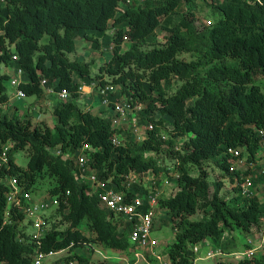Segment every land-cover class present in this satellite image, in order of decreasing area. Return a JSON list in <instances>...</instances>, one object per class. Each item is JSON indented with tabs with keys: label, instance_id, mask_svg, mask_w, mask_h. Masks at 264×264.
<instances>
[{
	"label": "trees",
	"instance_id": "1",
	"mask_svg": "<svg viewBox=\"0 0 264 264\" xmlns=\"http://www.w3.org/2000/svg\"><path fill=\"white\" fill-rule=\"evenodd\" d=\"M194 2L199 3V12L205 7L210 12L211 19L202 26L196 23ZM158 30L165 33L163 43L157 41ZM78 38L96 50L103 46L111 52L100 68L111 82L103 74L92 77L90 63L69 59ZM126 42L130 46L124 49ZM13 56L18 60L13 61ZM3 65L24 71L28 81L20 89L27 96L44 95L42 79L71 93L68 102L56 103L58 123L53 129L0 109V154L10 147L9 165L0 171V261L4 264H33L38 250L68 248L72 254L57 264H91L76 252L89 244L134 254L129 241L132 226L106 209L91 185L77 182L78 154H88L100 181L111 176L118 181L129 173L134 178L163 171L177 176L176 192L158 198V206L174 224L175 242L167 252L171 264H195L193 248L206 240L225 253H237L234 237L226 239L228 233H257L264 227V198L246 199L237 188L233 197L221 196L224 180L234 183L242 174L230 172L228 149H244L249 161H258L264 147V92L257 83L258 77L264 78V0H149L143 6L128 0H4L0 2V104L6 105L11 101L6 84L11 75L2 72ZM175 78L184 84L170 95L168 88ZM96 79H100L97 87H120L108 95L111 104L128 100L144 105L139 123L153 129L147 128L140 143L128 130L114 127L111 118L78 106L80 81L92 86ZM166 117L172 120L169 127ZM115 136L118 145L113 143ZM86 145L90 149L83 152ZM20 151L29 157L26 167L16 163ZM210 161L220 172V180L212 185L206 168ZM12 178L34 202L41 195L44 202L52 200L48 203L53 211L45 214L52 228L46 229L40 245L23 227L27 216L21 207L7 200ZM46 180L49 187L42 191L39 182ZM149 193L140 186L131 191L141 197ZM198 213L202 219H192ZM64 224L68 227L59 229ZM84 226L91 236L82 230ZM217 264L232 263L220 259ZM233 264H264V255Z\"/></svg>",
	"mask_w": 264,
	"mask_h": 264
},
{
	"label": "built area",
	"instance_id": "2",
	"mask_svg": "<svg viewBox=\"0 0 264 264\" xmlns=\"http://www.w3.org/2000/svg\"><path fill=\"white\" fill-rule=\"evenodd\" d=\"M1 3L4 0H0ZM129 2V1H128ZM17 56H13V61H17ZM26 77L24 78V71L22 69H14L11 73L10 85L16 91L12 99L23 100L26 98L25 92L20 89V85L27 83ZM41 88L43 93L47 96L58 97V100L61 102H68L71 99V93L66 90L58 91L54 86H48L47 79L41 80ZM86 84L81 83L77 90L78 94L86 93ZM97 84L94 83L91 87L90 93L96 90ZM95 87V89H94ZM118 88L107 84L104 87L99 86V98L102 105L107 106L113 113V117L119 118L120 123H115L114 119L113 125L116 128H119L123 122H127L132 118V124L134 127L138 126L137 117L139 113L143 110L144 105L139 103H133L128 100H118L116 102H111L108 100V95L116 93ZM8 104L1 105L0 109H8ZM153 129V125L145 126L146 130ZM260 134L263 135V131H260ZM163 139H166V136H163ZM113 143L118 145L120 139L115 136ZM10 147H6L0 154V171L3 168H6L9 165L7 152ZM86 149H90L88 145L82 148V151L85 152ZM264 149V147H263ZM60 153V152H58ZM229 156L230 172L236 173L241 172L239 179H236L234 183V189L237 188L239 194L246 199H263L264 198V166L260 165V158L264 157V153L260 155L258 161H249L248 153L244 149L240 148H229L227 154ZM78 165L79 170L76 176V180L79 183L86 182L89 185H92L93 192L97 194L101 204L106 207L109 211L113 212L116 215L123 217L126 225L132 226V229L129 233V241L134 249H138L141 252L152 251L156 242L152 238L153 230L155 227L156 221V208L158 205V198L160 192L158 191V180L156 175L152 174L144 178L126 176L123 183V187L119 185L116 186L115 182L111 181H100L98 179L96 170L91 167L90 159L88 154H78ZM177 178V176H176ZM146 183V185H143ZM168 184V180L165 181ZM142 184V185H141ZM135 186H140L143 189H149L150 193L146 197H141L139 195H131V191L134 190ZM144 186V187H143ZM7 200L13 205H18L21 207L22 211L27 216V220H30V225H32L36 232L31 233L32 239L40 245L41 240L46 236L48 225L45 221V214L50 210V204L46 202H34L29 193L24 192L22 186L19 184V181L16 178L9 180V192L7 195ZM25 201L28 204H24ZM23 203V204H22ZM255 235L254 238L247 239L246 245L247 250L240 251L237 253H225L222 249L217 248L215 250H210L206 258H223V257H233L237 258L238 261L244 258H252L257 256L258 252L264 246V227L257 233H252ZM62 250L59 252H48L44 253L40 250L37 251L33 259V264H45V259L51 256H59L57 260H61L60 256L69 250ZM193 251L195 254L200 253V247L198 245L194 246ZM137 259H140L143 256L141 253L134 252ZM56 260V261H57ZM58 261V262H59ZM237 261V262H238ZM0 264H4L0 261ZM69 264H76L75 262H70Z\"/></svg>",
	"mask_w": 264,
	"mask_h": 264
},
{
	"label": "rangeland",
	"instance_id": "3",
	"mask_svg": "<svg viewBox=\"0 0 264 264\" xmlns=\"http://www.w3.org/2000/svg\"><path fill=\"white\" fill-rule=\"evenodd\" d=\"M130 4H134L136 6L140 5H145L146 2L149 0H128ZM157 1H162V0H157ZM194 2L191 4L192 8L197 11V21L196 23L200 26L203 25V23L207 22L209 11L207 10L208 7H205L202 12H199V6ZM125 5L122 4V7ZM207 20V21H205ZM108 33H111V29H109ZM163 32L158 30V35H157V41L159 43H163L165 41V38H163ZM44 40L42 41V43ZM130 46L128 42L124 44V49H127ZM147 50L150 49V47H146ZM70 60L72 61H80L83 63H90L91 67V75L92 77H96L99 74H103V79L105 81L111 82L110 77L107 75V73H102L100 71V68L110 60L111 58V52L105 51L104 47L102 46L100 49H94L92 47V44L88 42L87 40L78 38L76 40V51L67 54ZM185 59L190 60L191 57L189 56H184ZM2 72L8 75H11L12 69L9 66H2ZM96 83L100 82V79H96ZM80 83H83L80 81ZM258 85L261 86L263 92H264V78L258 77ZM7 93L11 98V101L9 102V107L6 109V112L9 116L16 115L20 117L21 119H25V117H28L29 119L32 120L34 124H38L40 122L46 123L50 128H54L57 123H58V118L54 114V107L56 103L59 101L58 97L54 96H47V95H42L41 97L37 96H26L25 99L23 100H17V99H12L13 95H15L16 91L13 87L10 85V79L7 81ZM184 84V81L180 79H173L170 87L168 88L169 94L175 93L182 85ZM92 87V86H91ZM118 90L120 91V87H117ZM95 89V87H94ZM99 96V87L96 88V90L92 94H82L78 96V106L84 110V111H90L94 115H99V116H104L105 113L102 112L101 109V102L98 100ZM93 100V102H91ZM194 100L189 101V104L193 103ZM111 119L113 120L114 117L111 116ZM166 119V124L167 127L172 125V120L168 117ZM132 118H130L127 122H123L120 125L121 129L128 130L130 133H132L134 137V141H137L140 143L144 138H145V126H142L140 122V117H137V123L138 126L134 127L132 124ZM115 123H120L119 118L114 119ZM260 155L264 153L263 147L260 148L259 150ZM57 154V152H56ZM78 154V152H77ZM260 165L264 166V157L260 158ZM15 160L16 163L21 166V167H26L27 163L29 161V157L27 153L24 151L17 152L15 154ZM165 164L171 165L168 161L164 162ZM206 168L209 171V183L212 185L214 181H219L220 180V172L217 169V167L214 165L212 161L208 162L206 164ZM133 175L132 173H129ZM132 177L131 175H129ZM153 172H150L148 176H151ZM198 172L194 171L193 176H197ZM127 175H122L119 176L120 180L116 181L113 176L109 177L108 181L115 182L116 186L123 187V183L125 181ZM156 179L159 181L160 185L158 186V191L160 192L159 197L161 199H166L170 197L171 195L174 194L176 190V176L169 175L168 172L163 171L160 174L156 175ZM169 180L175 188L172 189V187H169L167 192L166 188L169 185L165 184L166 180ZM142 185V184H141ZM143 185H146V183H143ZM92 186V185H91ZM126 186V185H125ZM39 187L42 191L48 189L49 187V182L48 180L46 181H41L39 182ZM144 187V186H143ZM93 189V188H92ZM94 191V190H93ZM234 195V185L229 181V180H224V187L221 191V196L225 198H231ZM38 196H40L38 194ZM43 195L41 197L36 198V202H44L42 201ZM46 200L50 203H52V200L50 198H46ZM46 202V203H48ZM56 204H52V208L54 209ZM156 221H155V227L153 230L152 238L156 242V245L154 246V250L152 251H144L141 252L138 249H134L136 253H141L143 256H141L140 259H137L135 254L130 253L128 255H123L120 253H114L112 251H108L103 249L99 245L95 244H89L88 246H83L81 249H78L76 252L79 253L80 255H84L85 257H88L91 261V264H171L170 258L168 256V249L171 247V245L175 242V230H174V224L173 222L169 219V216H167V212L165 209L160 208L157 205L156 208ZM53 210H49L48 213L50 214ZM47 215V214H46ZM46 217V216H45ZM202 214L198 213L192 217L194 220H200L202 219ZM59 223V221H56ZM23 227L27 230L28 233H34L36 232L35 228L31 225L29 226L28 221L25 219L23 223ZM59 228V225H57ZM68 225L64 224L61 225V228L59 229H66ZM52 227L50 225L48 226L47 229L48 231L51 230ZM84 232L86 231V235L91 236L90 233L87 232L86 227L84 226L82 229ZM230 234L229 236H226V239L234 237V242L236 243V246L238 247L237 250L244 251L246 249V242L247 239L249 238H254L255 235L252 233H247V232H241L239 230H235L233 232L228 233ZM198 247H200V253L196 254V261L195 264H217L218 260H223L226 263H236L238 260L233 257H223V258H206L207 253L210 250H215L218 248L216 244L212 240H206L203 243L199 244ZM72 254L71 251H67L64 254L60 256V259H64L67 256H70ZM264 255V246L263 248L258 252L257 256H263ZM59 256H51L45 259V264H57L59 260H57ZM57 260V261H56Z\"/></svg>",
	"mask_w": 264,
	"mask_h": 264
},
{
	"label": "crops",
	"instance_id": "4",
	"mask_svg": "<svg viewBox=\"0 0 264 264\" xmlns=\"http://www.w3.org/2000/svg\"><path fill=\"white\" fill-rule=\"evenodd\" d=\"M90 90H91V87H88V86H86V93L85 94H92V93H90ZM98 100H99V96H98ZM100 102H101V100H99ZM91 102H93V100L91 101ZM101 105V109H102V112L103 113H105L104 114V116H106V117H109V118H111V116H113L114 115V113L107 107V106H104V105H102V103L100 104ZM168 180V179H167ZM168 184H166V185H169L171 182L168 180ZM176 182H177V179H176ZM159 183V181L157 182V184ZM160 184V183H159ZM169 187H172V189L173 188H175V186L171 183V185L170 186H167V187H165L166 188V192H167V190H168V188ZM177 184H176V190H177ZM176 190H175V192H176ZM174 192V193H175ZM172 196V195H171ZM170 196V197H171ZM169 198V197H168Z\"/></svg>",
	"mask_w": 264,
	"mask_h": 264
},
{
	"label": "clouds",
	"instance_id": "5",
	"mask_svg": "<svg viewBox=\"0 0 264 264\" xmlns=\"http://www.w3.org/2000/svg\"><path fill=\"white\" fill-rule=\"evenodd\" d=\"M83 83H84V82H83ZM95 83H96V82H95ZM96 84H98V83H96ZM88 87H91V86H88ZM98 87H99V86H98ZM96 88H97V86H96ZM93 92H94V91H93ZM93 92H92V93H93ZM84 94H85V93H84ZM80 95H82V94H79V96H80ZM96 173H97V172H96ZM155 175H156V174H155ZM109 179H110V178H109ZM107 180H108V179H107ZM159 185H160V184L158 183V186H159Z\"/></svg>",
	"mask_w": 264,
	"mask_h": 264
}]
</instances>
